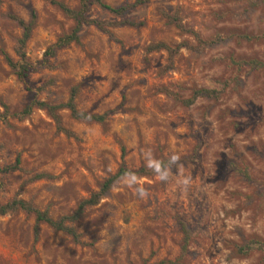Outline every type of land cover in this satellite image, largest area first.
<instances>
[{
    "label": "rangeland",
    "instance_id": "obj_1",
    "mask_svg": "<svg viewBox=\"0 0 264 264\" xmlns=\"http://www.w3.org/2000/svg\"><path fill=\"white\" fill-rule=\"evenodd\" d=\"M12 16L33 25L25 61L38 68L28 82L6 60L21 63ZM87 17L140 26L111 27L112 38L85 26L78 44L46 56L74 21L45 0H0V167L19 156L29 172L0 173V204L16 197L57 219L122 164L139 174L85 210L78 243L46 224L35 241L33 215L0 216V264H264V67L252 64H264V0H148L123 17L92 5ZM160 43L190 48L169 64L167 51L148 50ZM72 89L78 110L115 112L96 123L58 111L77 138L45 110L14 117L34 99L65 103ZM199 90L219 95L185 105ZM36 174L54 178L25 184Z\"/></svg>",
    "mask_w": 264,
    "mask_h": 264
},
{
    "label": "trees",
    "instance_id": "obj_2",
    "mask_svg": "<svg viewBox=\"0 0 264 264\" xmlns=\"http://www.w3.org/2000/svg\"><path fill=\"white\" fill-rule=\"evenodd\" d=\"M45 1L51 5H55L59 7L75 23V26L69 35H65L61 37L55 43L53 47L48 49L47 54H46V56H48V55H54L55 48L61 49V48L68 47L73 43L78 44L80 42V32L82 28L85 26L96 27L101 32L107 34L110 38H112V34L109 30L111 27H114V26L138 27L140 26V23H134L129 20H123L119 23L113 24V23H109L106 21L98 20V19H90L87 17V12L89 11L92 5H97L101 9L106 10L110 12L111 14H114L118 17H123L124 15H126V13L129 10L145 4L148 0H136L132 4L124 5V6L117 7V8L109 6L108 4L104 3L102 0H81L78 10H72L69 7L65 6L63 3L57 2L55 0H45ZM164 16L168 20V22L170 24H173L177 29L194 36V38L198 41L200 46H210L213 44V42H206V41L200 40V38L198 37L196 33L186 30L182 26L177 16L172 17L166 14ZM11 18L15 20L22 28L21 38L19 39L17 43V47L15 48V53L21 60V63L14 64L9 58H7L6 60L8 64L14 69L16 76L20 80L24 82H28L27 79H28L29 73L35 72L38 68L36 65H30L25 61V57H26L25 47H26L28 40L31 37L33 25H32V22L27 23L24 20L19 19L14 16H12ZM183 47H188V45L180 44L176 46L175 48H171L165 44L160 43V44L150 46L148 50L149 51H157V50L167 51L169 54V64H171L173 56L176 55L178 51ZM252 64L255 67H259V68L264 67V64L259 63V62H252ZM40 65L44 66L43 64H40ZM218 95L219 93L216 91L199 90V91H196L190 99L184 101V104L187 106H190L195 102L196 98L200 96L212 98V97H218ZM75 98H76V90L72 89L68 100L65 103H61L58 105H50L46 102H42V101H38L34 99L33 101H31V103L25 106L21 112L16 113L14 117L18 118L19 120H22L25 117L29 116L32 113L34 108L42 109V110H45L48 113V115L53 119L58 132L65 134L68 138H77L76 135L72 131L66 129L63 126L61 118L58 114V111L68 110L71 118L74 120L89 121V122H96V123L105 122L108 119V117L111 116L115 112V110H111L101 115H94V114H90L84 111H80L76 107ZM4 110H5L4 115H8V110L6 107H4ZM123 159H124V151H122V160ZM15 172H21L25 175L29 174L27 170L21 167V161H20L19 156L15 158V161L12 164L4 166V167H0V173L2 174H10V173H15ZM138 172H134L130 170L129 168H127L124 164H122L114 175L107 178L102 183L98 192L92 194L88 199L81 201L78 204L77 208L70 215H65L57 219H53L49 215L47 210H44V211L39 210L38 208L33 206L30 202H27V201H24V200H21L15 197L11 201L5 204H0V216H4L9 213H14L18 211L26 213L28 215H33L35 218V224L33 227V234H34L35 241H37L40 236V225L46 224L52 230L56 232H62L68 235L70 238H72L74 242L78 243L80 242V235L75 229L74 224H76L77 222L81 220V218L84 215L85 210L87 208H91V207L98 205L100 200L110 191V189L114 187V185L118 183L120 180H122L124 177L135 176L139 174ZM53 178L54 177L48 174H36L32 176L31 178H29L25 182V184H29V183L42 180V179H53ZM159 264H166V263L162 262Z\"/></svg>",
    "mask_w": 264,
    "mask_h": 264
},
{
    "label": "clouds",
    "instance_id": "obj_3",
    "mask_svg": "<svg viewBox=\"0 0 264 264\" xmlns=\"http://www.w3.org/2000/svg\"><path fill=\"white\" fill-rule=\"evenodd\" d=\"M173 159L175 160V157H173ZM161 178H162V179H166V177H165V176H162ZM142 194H143V193H142Z\"/></svg>",
    "mask_w": 264,
    "mask_h": 264
}]
</instances>
